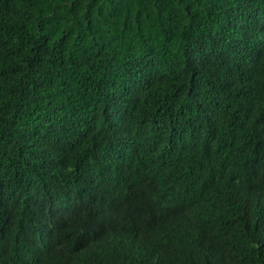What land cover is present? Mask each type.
I'll return each mask as SVG.
<instances>
[{
	"label": "trees",
	"instance_id": "16d2710c",
	"mask_svg": "<svg viewBox=\"0 0 264 264\" xmlns=\"http://www.w3.org/2000/svg\"><path fill=\"white\" fill-rule=\"evenodd\" d=\"M0 264H264V0H0Z\"/></svg>",
	"mask_w": 264,
	"mask_h": 264
}]
</instances>
